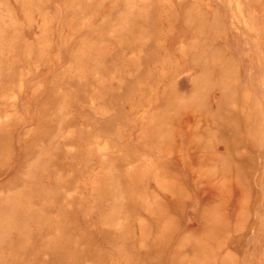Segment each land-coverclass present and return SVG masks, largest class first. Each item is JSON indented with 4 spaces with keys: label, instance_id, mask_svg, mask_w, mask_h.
Here are the masks:
<instances>
[{
    "label": "rangeland",
    "instance_id": "374dc122",
    "mask_svg": "<svg viewBox=\"0 0 264 264\" xmlns=\"http://www.w3.org/2000/svg\"><path fill=\"white\" fill-rule=\"evenodd\" d=\"M0 264H264V0H0Z\"/></svg>",
    "mask_w": 264,
    "mask_h": 264
},
{
    "label": "bare ground",
    "instance_id": "6f19581e",
    "mask_svg": "<svg viewBox=\"0 0 264 264\" xmlns=\"http://www.w3.org/2000/svg\"><path fill=\"white\" fill-rule=\"evenodd\" d=\"M225 241V240H224ZM215 253V252H214ZM216 256V255H215Z\"/></svg>",
    "mask_w": 264,
    "mask_h": 264
}]
</instances>
